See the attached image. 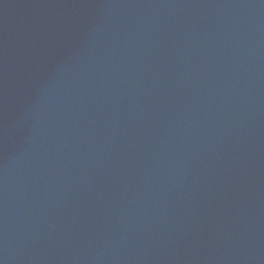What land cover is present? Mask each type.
<instances>
[{
    "label": "water",
    "instance_id": "95a60500",
    "mask_svg": "<svg viewBox=\"0 0 264 264\" xmlns=\"http://www.w3.org/2000/svg\"><path fill=\"white\" fill-rule=\"evenodd\" d=\"M0 264H264V0H0Z\"/></svg>",
    "mask_w": 264,
    "mask_h": 264
}]
</instances>
